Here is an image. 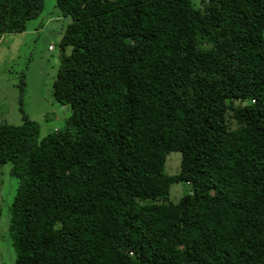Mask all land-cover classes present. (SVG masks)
Instances as JSON below:
<instances>
[{
    "label": "trees",
    "instance_id": "1",
    "mask_svg": "<svg viewBox=\"0 0 264 264\" xmlns=\"http://www.w3.org/2000/svg\"><path fill=\"white\" fill-rule=\"evenodd\" d=\"M55 6L64 128L0 123L13 264H264V0ZM43 8L0 0V41Z\"/></svg>",
    "mask_w": 264,
    "mask_h": 264
},
{
    "label": "rangeland",
    "instance_id": "2",
    "mask_svg": "<svg viewBox=\"0 0 264 264\" xmlns=\"http://www.w3.org/2000/svg\"><path fill=\"white\" fill-rule=\"evenodd\" d=\"M193 1L199 5V0ZM59 16L55 0H44L41 14L27 24L28 33H7L0 41V123L20 125L26 114L39 125L40 139L54 129L62 130L70 113L52 96L59 64L58 43L66 26ZM49 44L54 50H47ZM65 53L69 54L70 48ZM180 158L179 153L168 157L169 175L179 170ZM9 171V163L0 167V264H13L15 260L7 227L18 181ZM183 189L181 184L173 185L171 200L177 201Z\"/></svg>",
    "mask_w": 264,
    "mask_h": 264
},
{
    "label": "built area",
    "instance_id": "3",
    "mask_svg": "<svg viewBox=\"0 0 264 264\" xmlns=\"http://www.w3.org/2000/svg\"><path fill=\"white\" fill-rule=\"evenodd\" d=\"M49 50L50 51L53 50V46L52 45L49 46Z\"/></svg>",
    "mask_w": 264,
    "mask_h": 264
}]
</instances>
